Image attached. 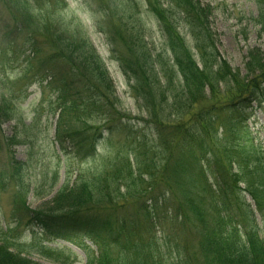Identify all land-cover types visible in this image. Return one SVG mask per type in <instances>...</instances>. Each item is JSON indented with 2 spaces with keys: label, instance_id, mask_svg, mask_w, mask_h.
I'll use <instances>...</instances> for the list:
<instances>
[{
  "label": "trees",
  "instance_id": "trees-1",
  "mask_svg": "<svg viewBox=\"0 0 264 264\" xmlns=\"http://www.w3.org/2000/svg\"><path fill=\"white\" fill-rule=\"evenodd\" d=\"M94 1L108 23L116 19L107 33L126 49L116 60L151 125L120 123L113 80L90 41L56 31L47 42L53 53L42 55L36 33L46 37L51 28L36 23L31 1L0 0L13 21L6 24L10 52L30 50L16 82L42 87L50 78L47 85L56 90L60 153L84 160L95 156L100 141L123 137L104 178L68 181L46 210L22 200L15 230L33 225L46 239L62 241L81 235L96 248H89L86 264H264L257 222L264 221V152L249 144L248 128L255 106L264 104V52L250 50L244 72L232 68L216 45L212 9L201 0H146L165 40L162 52L148 48L140 20L131 24L121 15L118 0ZM259 9L255 22L264 35V0ZM19 100L0 102V128L17 118ZM19 133L0 143V151L15 146ZM7 161L18 172L14 156ZM6 242L0 240V264H33Z\"/></svg>",
  "mask_w": 264,
  "mask_h": 264
},
{
  "label": "rangeland",
  "instance_id": "rangeland-1",
  "mask_svg": "<svg viewBox=\"0 0 264 264\" xmlns=\"http://www.w3.org/2000/svg\"><path fill=\"white\" fill-rule=\"evenodd\" d=\"M30 1L33 15L37 19L36 23L51 28V31L46 33V37L41 31L36 33L37 42L42 44V55L48 56L53 53L47 42L53 40L56 31L63 32L76 40L87 39L103 59L113 80L115 95L120 100V103L115 105V110L120 113V116L116 115L120 123L126 124V118H131L133 123L141 128L147 122L151 125L147 112L141 107L142 103L136 102L137 100L132 97L130 90L134 83L127 82L116 60L117 56L125 54L126 49L121 42L107 33L114 30L115 27L111 26L116 19L108 23V15L103 13L102 9H98L99 4L94 0H64L61 5L56 4L54 0L51 3L46 0ZM162 1L165 0L159 2ZM261 1L201 0L203 5L212 9L213 17L210 24L218 39L216 45L220 55L232 68L243 72L247 53L250 50L260 48L264 52V35L260 33V27L255 22L260 14ZM100 3L102 8L103 2ZM146 5V0L117 1V6L122 11L121 15L125 14L133 19L131 24L140 20L137 29L143 30L149 44L148 48L162 52L165 49V40L161 37L156 19L148 12ZM6 24L12 25L13 21L8 10L1 5L0 102L3 99L10 100L12 97L20 100L17 101V107H14L17 118L5 122L0 128V143L6 144L5 139L17 132L20 133L17 135L19 137L15 146L10 145L7 148L6 145L0 151V240L6 237L7 246L15 253L22 252L23 257L28 258L33 264H86L89 248L93 251L96 248L85 237L78 235L77 238L75 236L63 241L53 238L49 240L43 236L38 227L37 229L33 225L15 230L17 221L15 212L16 209L18 210L16 207L18 205L20 207L21 201L25 200L32 210H46L53 207L51 200L58 189L68 181L73 183L78 178L89 181L93 177L104 178L102 173L112 169L115 159L120 156L123 137L108 135L110 141H100L95 156L84 160L73 155L61 154L54 141L58 121L54 85H47L50 78L43 82L42 87L38 84L26 87L24 82H16L22 69L21 60L23 61L26 55L30 54V50L22 48L23 39L19 37L17 42L21 48L18 54L14 56L10 52L8 44L12 40L9 36L11 29L6 27ZM4 55H7L6 63H2ZM59 73L60 71H56V76H59ZM53 82L55 84V81ZM109 121L113 123L112 119ZM105 125L108 127L111 124L105 123ZM150 125L147 128H150ZM248 128L253 134L252 143L249 144L258 146L264 152V104L261 107L255 106L254 116L249 121ZM13 156L21 164L18 172H15L12 163L7 161ZM240 188L243 186L240 185ZM246 200L253 205L250 198ZM22 218L25 217L22 215ZM257 222L260 226L259 233L264 238V221ZM41 248H44L45 254L40 252ZM169 257L166 256L167 259ZM172 261L173 259L169 260L170 263ZM173 263L175 264V261Z\"/></svg>",
  "mask_w": 264,
  "mask_h": 264
}]
</instances>
